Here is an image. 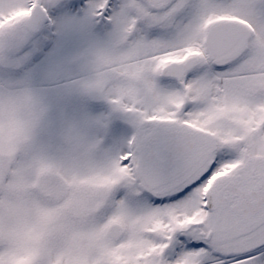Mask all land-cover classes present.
<instances>
[{"label":"snow or ice","instance_id":"obj_1","mask_svg":"<svg viewBox=\"0 0 264 264\" xmlns=\"http://www.w3.org/2000/svg\"><path fill=\"white\" fill-rule=\"evenodd\" d=\"M0 264H264V0H0Z\"/></svg>","mask_w":264,"mask_h":264}]
</instances>
